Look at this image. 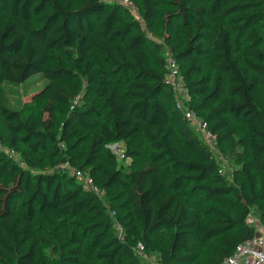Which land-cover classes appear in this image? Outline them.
I'll list each match as a JSON object with an SVG mask.
<instances>
[{"label":"trees","instance_id":"trees-1","mask_svg":"<svg viewBox=\"0 0 264 264\" xmlns=\"http://www.w3.org/2000/svg\"><path fill=\"white\" fill-rule=\"evenodd\" d=\"M130 1L140 20L105 0H0V140L24 163L0 150V264H82L86 253L89 264H144L134 247L155 252L160 232V264H219L254 234L249 215L264 224V0ZM166 31L180 35L170 53L186 106L232 181L175 107L164 43L148 36ZM36 73L44 82L24 102ZM114 143L125 170L106 166ZM65 162L102 193L83 190ZM47 212L68 226L64 252Z\"/></svg>","mask_w":264,"mask_h":264},{"label":"built area","instance_id":"built-area-1","mask_svg":"<svg viewBox=\"0 0 264 264\" xmlns=\"http://www.w3.org/2000/svg\"><path fill=\"white\" fill-rule=\"evenodd\" d=\"M123 1L131 4V8L135 9L130 0ZM165 68V82L173 93V100L176 109L180 111L183 118L189 122L193 129L206 142L209 149H213L216 147L215 136L209 130L207 122L199 118L193 110L186 106V102L189 99L188 91L183 84V76L179 70L178 63L171 53H166L165 55ZM119 145V143L111 144L109 146L111 153L115 156L124 157L123 150H120ZM0 150H5L2 146L1 140ZM5 151L8 157L19 161L21 166L24 165L23 161L19 160L18 155L13 150ZM64 166L69 167L68 169L70 173L74 176L76 182L83 190L92 191L98 195L102 193L101 189L94 183L91 175L80 169L71 167L68 162H65ZM246 221L253 227L254 234L252 237L237 243L232 252L219 264H264V224L259 222V220L253 215H249ZM118 227L121 232V227ZM134 250L140 257H146L143 243L137 242Z\"/></svg>","mask_w":264,"mask_h":264},{"label":"rangeland","instance_id":"rangeland-1","mask_svg":"<svg viewBox=\"0 0 264 264\" xmlns=\"http://www.w3.org/2000/svg\"><path fill=\"white\" fill-rule=\"evenodd\" d=\"M107 2H116L120 5H122L123 9L127 10L128 12H130L135 18H138L140 20V16L137 13V11L134 8H131V4H128L126 2H124L123 0H105ZM156 1V5L159 8V10L162 9V7L167 3L165 0H155ZM2 16H5L4 12H0ZM160 27L158 26V29ZM165 34L167 35L165 40L156 38L154 36H152L149 32H148V36L152 38V40L156 43H164L162 52L159 53V55H161V58L163 59V57H165L166 53H170L171 52V43L175 42L177 39L180 38V35H175L172 33H169L168 31L165 32ZM172 35V36H170ZM170 40V41H169ZM172 41V42H171ZM158 56L156 54H151L150 52H147V62L150 65H155V66H159L160 64L157 61ZM40 74L36 73L33 76H31V78L28 80L27 83L22 84V86L20 87V92L22 94V101L26 102L30 99L31 93L40 88V86L42 85V83L44 81H40ZM11 97H15V95H11ZM83 144H80L79 147H82ZM120 150H123V146L120 144L119 145ZM212 154L214 156V158L220 163L221 165V169L222 172L226 175H228L229 180L232 181L231 179V175L229 174V172L232 170L233 168V164L226 159L219 147H214L213 149H211ZM115 160L114 162L108 163L106 164V166H111L113 165V168H118V169H122L125 170L126 168L129 167V165L131 164V159L130 158H125V157H119V156H115ZM69 167H67L68 169ZM69 170V169H68ZM114 189H110L108 191H105V193L103 194V203L105 204V216L107 215L108 217L110 216V203H109V199L111 197V195L113 194ZM199 198V197H197ZM15 201L17 202V200L15 199ZM18 207L14 206L12 209L13 210H17ZM194 208H197L196 206H194ZM48 221V223L51 225V230L54 231V238H55V242L57 244L56 249H58L60 252H64L70 245V243L66 240V235L68 233L67 230V224L66 223H60L57 222L56 217H54V215L51 212H47L44 216L43 222L46 223ZM85 222H87V220H84ZM75 233V235H78V231L77 229H74L73 231ZM155 237V252H147L146 257L144 258V264H160L158 261V253L157 250L160 247L164 246L165 243V234L163 232L157 233L154 235ZM49 252V248H44L42 250V258L43 260H47L46 256L47 253ZM90 258V254L86 253L84 256V262L82 264H89L88 260ZM59 259V258H57ZM56 261V260H55ZM55 261H50L52 262V264H54Z\"/></svg>","mask_w":264,"mask_h":264}]
</instances>
